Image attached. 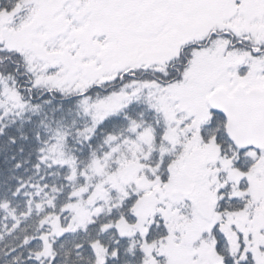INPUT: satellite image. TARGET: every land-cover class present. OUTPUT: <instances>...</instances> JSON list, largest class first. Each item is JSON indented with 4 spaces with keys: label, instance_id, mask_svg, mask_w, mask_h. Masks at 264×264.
Instances as JSON below:
<instances>
[{
    "label": "snow or ice",
    "instance_id": "1",
    "mask_svg": "<svg viewBox=\"0 0 264 264\" xmlns=\"http://www.w3.org/2000/svg\"><path fill=\"white\" fill-rule=\"evenodd\" d=\"M0 264H264V0H0Z\"/></svg>",
    "mask_w": 264,
    "mask_h": 264
}]
</instances>
